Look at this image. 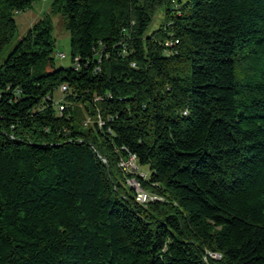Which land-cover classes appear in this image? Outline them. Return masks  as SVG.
Wrapping results in <instances>:
<instances>
[{
	"label": "trees",
	"instance_id": "obj_1",
	"mask_svg": "<svg viewBox=\"0 0 264 264\" xmlns=\"http://www.w3.org/2000/svg\"><path fill=\"white\" fill-rule=\"evenodd\" d=\"M0 264H264V0H51L0 65Z\"/></svg>",
	"mask_w": 264,
	"mask_h": 264
},
{
	"label": "rangeland",
	"instance_id": "obj_2",
	"mask_svg": "<svg viewBox=\"0 0 264 264\" xmlns=\"http://www.w3.org/2000/svg\"><path fill=\"white\" fill-rule=\"evenodd\" d=\"M51 0H36L31 8L25 11L15 12L13 15L14 20L17 24V32L13 40L4 48V50L0 54V65L7 58L10 52L13 50L14 46L17 42L26 34L28 29L37 22L42 15L49 12ZM51 20L53 23V36L55 38V53H65L66 58L59 59L55 58L54 64L52 66L53 69H60L69 67L72 64V59L70 55V43H69V32L63 27L62 21L59 15H52ZM159 19L155 18V21L152 24H157ZM63 97L60 91L57 89L55 93V99L59 100ZM71 115L74 116L76 123L82 122L83 126H85V119L88 114L85 108L79 103H73ZM139 172L145 173L147 176H150V170L148 165H140Z\"/></svg>",
	"mask_w": 264,
	"mask_h": 264
},
{
	"label": "built area",
	"instance_id": "obj_3",
	"mask_svg": "<svg viewBox=\"0 0 264 264\" xmlns=\"http://www.w3.org/2000/svg\"><path fill=\"white\" fill-rule=\"evenodd\" d=\"M165 44L169 45L171 43L169 41H166ZM54 57L59 58V59H64V58H66V54L65 53H55ZM71 65L75 70H77L79 68L78 57H75L73 59ZM131 65L135 66L134 63H132ZM99 70H100V67L97 66L95 68V71H99ZM58 90L63 95V97L59 100H54L53 106H54L56 114L58 116H62L64 114V112L67 111L68 106H69V104L66 100V96H68L70 94V89H69L67 84H61L58 87ZM95 99H99V98H95ZM96 121H97L98 125H102V121H101L99 115L97 116ZM84 122H85V125H90L93 121H92L91 117L87 116V118L85 119ZM118 166L127 174L138 175L142 178H146L145 173L139 172V169H138L137 164H136V158L132 154H129L125 158H121L119 160ZM126 183L134 190L136 201H138L141 204H146V203H148L150 201H154V200H162V198L159 197L158 195L143 190L141 188V186L139 185V182L136 180L135 176H133V177L131 176V177L127 178ZM213 256L217 257L218 255H213Z\"/></svg>",
	"mask_w": 264,
	"mask_h": 264
}]
</instances>
